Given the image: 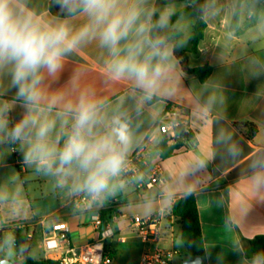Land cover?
<instances>
[{
    "label": "crops",
    "instance_id": "0c3cea01",
    "mask_svg": "<svg viewBox=\"0 0 264 264\" xmlns=\"http://www.w3.org/2000/svg\"><path fill=\"white\" fill-rule=\"evenodd\" d=\"M51 1L28 0V7L37 14L55 16L50 11ZM237 3L238 0H203L207 28L198 52L190 54V65L210 66L209 80L203 83L195 74L184 72L171 42L172 91L150 102L141 104L129 82L110 77L105 63L108 52L97 42L86 43L69 54L60 72L55 77H46L44 86L50 94L62 92L73 98L88 90L105 102L107 111L123 113L136 136L127 160L145 148L138 162L139 173L130 178L123 172L120 177L123 187L97 201L80 203L76 199L86 191L74 190V175L61 183L60 177L38 170V163L25 161L26 144L16 142L14 148L6 137L0 138V179L4 175H24L23 179L41 175L48 180L39 195L27 187L21 194L11 182L9 186H0V234L19 225L30 241L28 255L39 235L43 246L40 258L57 261L62 252H49L44 246V234L52 224L67 223L70 244L81 247L99 237L93 217L106 212L107 225L116 232L106 243L112 254L109 264H140L148 250L176 249L174 244L178 232L181 240L182 224L173 217L172 207L183 195L192 193L205 243L202 264H252L257 255L247 256V243L264 236V7L256 1L250 8L247 0H243L240 24L233 31L231 23ZM147 6L159 14L170 10L169 5L158 7L157 0H147ZM186 6L184 3L179 10ZM182 16L163 30L182 31L186 48L191 50L195 22L188 36L181 26ZM83 20L79 17L72 23L79 26ZM14 94L15 89H9L5 78L0 85V100L12 105L9 127L26 112L23 102L15 100ZM175 105L189 110L191 130L183 148L161 159L157 151L163 139L160 119ZM245 124L257 127L253 139L249 138ZM230 147L236 150V156L229 155ZM155 166L162 168L161 182L148 188V175ZM24 181L27 183V179ZM131 183L136 187L131 189ZM115 215L118 220L114 222ZM153 215L162 217L161 238L145 243L136 235L131 219ZM193 259L186 250L181 262Z\"/></svg>",
    "mask_w": 264,
    "mask_h": 264
},
{
    "label": "clouds",
    "instance_id": "9594fccd",
    "mask_svg": "<svg viewBox=\"0 0 264 264\" xmlns=\"http://www.w3.org/2000/svg\"><path fill=\"white\" fill-rule=\"evenodd\" d=\"M53 4L56 16L37 14L28 0H0V85L7 78L15 100L26 109L9 127L12 105L0 100V138L26 144L24 159L38 163V170L60 177L61 183L74 175L75 191L103 198L123 187L120 177L136 142L128 118L107 111L105 102L88 90L75 98L50 94L44 81L60 72L69 54L95 41L108 52L110 77L129 82L141 104L170 94L171 49L158 30L168 27L171 11L161 12L154 21L155 9L147 0ZM79 17L83 23L73 25ZM228 153L237 155L231 147ZM252 264H264V255L255 256Z\"/></svg>",
    "mask_w": 264,
    "mask_h": 264
},
{
    "label": "trees",
    "instance_id": "16d2710c",
    "mask_svg": "<svg viewBox=\"0 0 264 264\" xmlns=\"http://www.w3.org/2000/svg\"><path fill=\"white\" fill-rule=\"evenodd\" d=\"M243 0H238L235 13L231 23V30H236L240 24L241 17V4ZM176 3H185L187 6L177 13L172 14L170 17L171 24H175L179 18L188 12L190 9H193L196 15V21L193 27V40L192 48L188 50L185 45V36L184 33L177 29H172L169 31L158 30L159 34L165 35L169 43H173V52L177 60L179 61L181 68L184 72L195 74L199 81L205 83L209 80L212 74V68L210 66H203L198 68H192L190 65V54L197 53L201 41L205 36V31L207 28V23L204 18L203 11V0H195L191 2L190 0H157V6L163 7ZM199 4V6L197 5ZM50 11L56 16L58 14L53 0L50 3ZM159 13L156 12L153 16L155 21L159 17ZM244 126L249 128V138L253 139L257 134V127L253 124H245ZM188 134H179V138L175 145H168L165 139H162L157 146V151L161 159H166L174 155L184 146V139ZM13 144V147L17 146ZM172 215L182 224L181 232V241L185 246L189 256L204 257L205 256V243L202 234L201 222L199 217V211L197 206L196 197L192 193L183 195L181 198L176 200L172 207ZM101 217L105 224H107V215L106 212H101ZM6 231H11L13 233L14 240L17 241L18 246H25V254L18 260L16 264H60L57 261L46 259V258H33L28 255V249L30 247V241L26 235L23 234L21 228L12 229L11 227L6 229ZM6 234H0V245H3L7 241ZM105 253L111 260L112 254L109 253L107 244L105 246ZM247 256L253 257L255 255H264V236H258L254 239L248 241L247 243Z\"/></svg>",
    "mask_w": 264,
    "mask_h": 264
},
{
    "label": "built area",
    "instance_id": "2783aa9c",
    "mask_svg": "<svg viewBox=\"0 0 264 264\" xmlns=\"http://www.w3.org/2000/svg\"><path fill=\"white\" fill-rule=\"evenodd\" d=\"M191 115L189 110L182 105H175L160 119L159 131L168 143L175 145L179 138V134H189L191 130ZM145 148L127 160L125 175L135 178L139 173L138 162L144 153ZM162 168L155 166L148 175L146 186L152 188L161 182ZM87 192L82 193L77 202L88 203L97 201ZM114 222L118 220L117 215L112 219ZM93 226L99 232V237L81 247H74L70 244V226L64 222L53 223L51 229L44 234V246L49 252H62L57 262L60 264H109L110 259L105 253V246L109 239L115 237L116 232L104 223L101 214L93 217ZM136 235L145 243L156 242L161 238L162 234V217L161 215H153L146 218L134 216L131 219ZM15 246H18L14 240ZM178 254L176 249H168L156 247L146 251L141 258L140 264H174L175 256Z\"/></svg>",
    "mask_w": 264,
    "mask_h": 264
},
{
    "label": "rangeland",
    "instance_id": "374dc122",
    "mask_svg": "<svg viewBox=\"0 0 264 264\" xmlns=\"http://www.w3.org/2000/svg\"><path fill=\"white\" fill-rule=\"evenodd\" d=\"M256 1H260L264 7V0H247L248 5L250 8H252V4ZM184 3H176L169 5V8L172 14H175L179 8L183 7ZM195 12L193 9H190V11L182 16L181 19V26L187 32L188 36L191 35L192 32V23L195 22ZM171 22L169 21V25L167 28L171 27ZM24 175H4L0 179V186H3V184H7L9 186L10 182L13 183L15 186L16 190L20 191L21 194L24 192V188L27 187L30 189V191L35 194L39 195L40 190L42 189L44 184H47L46 181L47 178L43 177L41 175H28L26 178H22ZM27 179V183L24 181ZM52 181L51 178H49V181ZM136 184L138 183V178L135 180ZM135 183L130 184V188L132 189L133 187H136ZM152 207H149L148 209H151ZM12 229H17L19 228V225L11 227ZM5 234L7 236V241L3 243V245H0V257H4L6 259H9L11 261L16 262L19 258L24 256L25 254V246H15L14 244V238H13V233L11 231H5ZM176 250L179 251V253L176 255L174 264H182V258L186 254V248L183 245L182 241L179 238V232L178 236L176 239V242L174 244ZM29 255L33 258H40L43 256V246H42V241L41 237L37 235L35 239L33 240V246L29 251Z\"/></svg>",
    "mask_w": 264,
    "mask_h": 264
},
{
    "label": "water",
    "instance_id": "95a60500",
    "mask_svg": "<svg viewBox=\"0 0 264 264\" xmlns=\"http://www.w3.org/2000/svg\"><path fill=\"white\" fill-rule=\"evenodd\" d=\"M190 1L195 2V0H190ZM197 5L199 6V4ZM0 264H16V263L4 257H0ZM184 264H202V257H196L193 260L185 261Z\"/></svg>",
    "mask_w": 264,
    "mask_h": 264
}]
</instances>
